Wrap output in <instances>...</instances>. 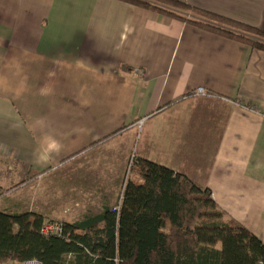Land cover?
Listing matches in <instances>:
<instances>
[{
	"label": "crops",
	"instance_id": "obj_1",
	"mask_svg": "<svg viewBox=\"0 0 264 264\" xmlns=\"http://www.w3.org/2000/svg\"><path fill=\"white\" fill-rule=\"evenodd\" d=\"M179 1L264 29V0ZM263 111V50L122 0H0V211L100 214L133 155L264 243Z\"/></svg>",
	"mask_w": 264,
	"mask_h": 264
},
{
	"label": "trees",
	"instance_id": "obj_2",
	"mask_svg": "<svg viewBox=\"0 0 264 264\" xmlns=\"http://www.w3.org/2000/svg\"><path fill=\"white\" fill-rule=\"evenodd\" d=\"M122 1L264 51V29L259 27L179 0ZM134 162L142 181L127 180L119 210L112 206L62 222L61 235L43 234L44 219L38 214L0 211V264L10 259L40 264H264V243L228 216L207 187L165 165L144 158Z\"/></svg>",
	"mask_w": 264,
	"mask_h": 264
},
{
	"label": "rangeland",
	"instance_id": "obj_3",
	"mask_svg": "<svg viewBox=\"0 0 264 264\" xmlns=\"http://www.w3.org/2000/svg\"><path fill=\"white\" fill-rule=\"evenodd\" d=\"M198 96H201V95H198ZM131 156H133V155H131ZM131 156L129 157V160H128V165H127V170L124 172V174H125V179H124V182H127V180H132L133 182H136V179H137V177H138V170H137V167H134V158H132V160H131ZM135 181H134V180ZM33 180V178L30 180V181H32ZM28 183H30V182H28ZM27 183V184H28ZM15 184H14V181L13 182H11V184L10 185H8V186H6V187H4V188H0L3 192H5L6 193V191H10V190H12V189H14L15 188ZM2 191H0L1 192V195L2 196H4L5 195V193H2ZM1 197V196H0ZM39 206H40V204H38ZM115 205V204H114ZM62 210V209H61ZM73 210V212H72V214H74V213H76L77 212V210H76V208L73 206V209L71 208V206H67V208H64L63 209V212H66V214H67V212H71ZM229 216V215H228ZM44 220H58L57 218H46V219H44ZM58 221H61V220H58ZM62 222V221H61ZM20 262H22V261H18V260H13V259H10L9 261H8V263L7 264H21ZM23 263V262H22Z\"/></svg>",
	"mask_w": 264,
	"mask_h": 264
},
{
	"label": "built area",
	"instance_id": "obj_4",
	"mask_svg": "<svg viewBox=\"0 0 264 264\" xmlns=\"http://www.w3.org/2000/svg\"><path fill=\"white\" fill-rule=\"evenodd\" d=\"M203 92L204 90H202V88H198L197 94H201ZM132 158L133 156H131V160ZM121 198H122V191H121L118 202L113 206L112 210L114 211L119 210ZM62 230H63L62 222L58 220H44L41 226V232L45 235H61ZM22 264H40V263L36 259H30L27 261H23Z\"/></svg>",
	"mask_w": 264,
	"mask_h": 264
}]
</instances>
